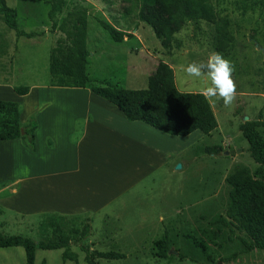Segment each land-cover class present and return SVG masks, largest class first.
<instances>
[{
	"label": "crops",
	"instance_id": "0c3cea01",
	"mask_svg": "<svg viewBox=\"0 0 264 264\" xmlns=\"http://www.w3.org/2000/svg\"><path fill=\"white\" fill-rule=\"evenodd\" d=\"M4 50L1 48V52ZM260 78L264 93V68ZM27 88L25 95H17L8 80L0 81V101L21 105L20 124L31 115L35 120L33 151L19 139L0 140V216L8 213L15 218L81 219L82 228L89 229L90 249L122 254L124 258L119 261L123 262H135L141 256L175 259L155 256L162 224L170 223L168 243L173 250L199 264H208L191 243L180 237L173 215L179 209L194 228H209L230 206L231 187L223 180L239 162V155L185 166L181 163L200 156L205 140L218 144L224 140L230 145L238 139L237 114L229 117L219 110L221 101H215L211 108L221 120L208 136L199 131L171 136L142 122L127 121L115 106L87 88L46 84H30ZM236 93L235 100L253 92ZM178 164L180 168L176 169ZM66 248L76 255V263L61 260L60 264L83 260L79 250L71 245ZM241 248L240 242L233 240L218 252L226 257ZM55 250H60L61 259L62 249ZM98 260L102 259H96L95 264ZM263 262L264 249H253L241 259L222 264Z\"/></svg>",
	"mask_w": 264,
	"mask_h": 264
},
{
	"label": "trees",
	"instance_id": "16d2710c",
	"mask_svg": "<svg viewBox=\"0 0 264 264\" xmlns=\"http://www.w3.org/2000/svg\"><path fill=\"white\" fill-rule=\"evenodd\" d=\"M48 5L46 18L49 32L55 35L48 56V86L87 88L94 95L115 106L127 121L142 122L162 133L171 136H186L199 131L203 136L213 132L217 123L207 98L201 93L179 92L173 82L170 67L160 64L155 74L146 82L143 89H126L103 79L92 78L87 72L89 50L86 43L87 14L82 6L84 0H43ZM141 10L138 20L152 30L160 45L173 40V31L178 26L199 23L213 27V50L228 49L232 35L228 31L227 20L221 16L218 0H139ZM242 9L255 10L264 26V0H242ZM0 17L3 24L14 32L16 38L32 39L41 36L36 31L25 32L18 28L17 12L0 0ZM107 38L120 44L128 33L115 29L104 20L98 22ZM135 28V27H134ZM165 41V42H164ZM175 41V40H173ZM17 95L28 92L26 86L12 87ZM264 107V106H263ZM20 105L16 102L0 101V140L19 139L29 151L35 148L33 131L34 116L24 124L19 122ZM264 115L259 110L256 118L239 121L237 126L242 139L246 142L244 152L255 165L253 171L242 164L234 165L224 177L229 191L230 206L207 229H196L187 223L178 209L173 220L179 228L180 237L191 243L208 264L241 259L253 249H264ZM223 157L220 146L204 145L201 156L183 161L199 162L208 157ZM171 224L163 223V232L156 242L155 256L160 259L175 258L180 263L189 261L199 264L173 250L168 243ZM79 239L74 243L83 253L86 264H95L96 259L119 260L124 256L115 252L91 250L89 229L84 226ZM237 240L241 250L221 257L218 250L225 244ZM67 237L58 236L56 240L33 241L21 236H5L0 233V248L21 247L24 254L23 264H33L35 250L62 249L61 259L76 263V255L66 248Z\"/></svg>",
	"mask_w": 264,
	"mask_h": 264
},
{
	"label": "rangeland",
	"instance_id": "374dc122",
	"mask_svg": "<svg viewBox=\"0 0 264 264\" xmlns=\"http://www.w3.org/2000/svg\"><path fill=\"white\" fill-rule=\"evenodd\" d=\"M4 2L8 7L16 10L18 28L25 32H40L42 35L32 39L16 38L14 32L3 24L0 17V81L8 80L11 87H27L30 84L48 85V56L55 39V35L49 32V22L46 18L48 5L43 0H4ZM241 2L242 0H218L216 2L221 11L220 15L227 20L228 31L232 35L229 48L219 53H222L235 66L233 78L236 92L253 93L248 97L235 100L230 106H225L222 100L216 99L215 101H221L219 110L229 114V117H232L231 114L234 116L237 114L239 121L242 117L255 119L259 110H262L264 115V93L260 90V74L261 69L264 68L262 53L264 51V26H260L258 12L242 9ZM82 6L87 14L86 43L89 50L87 72L90 77L103 79L126 89H143L147 80L155 74L157 67L165 64L172 70L173 82L177 91L192 93L203 91L206 82L186 77L180 66L193 60L204 61L209 53L214 51V32L211 25L201 22L198 25L199 28H196L192 23L186 22L174 29L173 40L175 41L172 40L169 43L164 41V47H162L150 27L138 20L141 10L139 0H84ZM99 20H104L115 29L131 36L124 37L120 44H115L103 33L98 24ZM4 47L5 50L1 52V48L4 49ZM207 100L212 107L213 101L208 98ZM211 110L213 112L212 108ZM213 114L216 123H219L220 117ZM204 145L220 146L224 156H210L203 160L224 159L225 156L239 155V162L233 164L232 167L242 164L251 171L255 167L244 152L246 142L241 135L230 145L224 140H221L220 144L205 140L202 148ZM235 150L240 152L236 153ZM194 158L196 157L192 159ZM199 162L193 161L195 164ZM216 180L217 175L214 176V183ZM0 222H2L0 233L5 236H21L33 241L45 240L48 237L56 240L58 236H65L69 240V245L78 251L74 243L81 235V219L60 220L54 217L36 216L15 218L12 214L6 213L0 216ZM86 242L88 243V240ZM59 253L60 250L37 249L34 264L43 263L42 259L43 264H60L62 259ZM0 264H23L22 249L20 247L0 248ZM78 264L86 263L82 260ZM97 264L184 263L176 259L163 261L141 256L135 262L134 260L123 262L102 259L98 260Z\"/></svg>",
	"mask_w": 264,
	"mask_h": 264
},
{
	"label": "clouds",
	"instance_id": "9594fccd",
	"mask_svg": "<svg viewBox=\"0 0 264 264\" xmlns=\"http://www.w3.org/2000/svg\"><path fill=\"white\" fill-rule=\"evenodd\" d=\"M186 77L205 81L203 94L215 102L222 100L225 106H230L236 98V84L233 78L234 64L222 53L212 51L204 61H190L180 66ZM184 264H190L185 261Z\"/></svg>",
	"mask_w": 264,
	"mask_h": 264
},
{
	"label": "water",
	"instance_id": "95a60500",
	"mask_svg": "<svg viewBox=\"0 0 264 264\" xmlns=\"http://www.w3.org/2000/svg\"><path fill=\"white\" fill-rule=\"evenodd\" d=\"M262 53H263V56H264V51H262ZM247 120V117H243V121H246ZM180 168V165L178 164L177 166H176V169H179Z\"/></svg>",
	"mask_w": 264,
	"mask_h": 264
}]
</instances>
